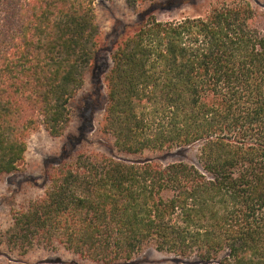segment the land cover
<instances>
[{
    "label": "trees",
    "instance_id": "1",
    "mask_svg": "<svg viewBox=\"0 0 264 264\" xmlns=\"http://www.w3.org/2000/svg\"><path fill=\"white\" fill-rule=\"evenodd\" d=\"M99 0H0V182L30 132L67 134L93 75ZM164 0H126L133 10ZM170 1V0H166ZM144 21L113 44L94 130L0 227V264H128L154 247L197 264H264V31L249 2ZM196 149L195 161L164 162ZM38 260L32 262L31 255Z\"/></svg>",
    "mask_w": 264,
    "mask_h": 264
},
{
    "label": "rangeland",
    "instance_id": "2",
    "mask_svg": "<svg viewBox=\"0 0 264 264\" xmlns=\"http://www.w3.org/2000/svg\"><path fill=\"white\" fill-rule=\"evenodd\" d=\"M213 1L164 0L140 10L131 9L126 0L95 2L101 40L93 75L83 91L70 103L71 123L65 136L51 137L43 127L33 130L28 135V150L20 169L0 182V227L10 222L14 209L21 207L29 197L45 190L47 169L73 153L81 144L97 152L114 154L106 142L95 138L94 130L97 121L102 117L106 103L104 75L112 64L110 50L115 41L141 24L145 13L153 14L162 21L184 17H205ZM227 2L231 4L249 2L256 10L252 25L264 31V0H227ZM195 154L196 149L193 147L177 154L172 153L163 161L184 159L193 162ZM37 256V254L30 256L32 262L38 260ZM4 259H6L5 255L0 253V260ZM40 260L51 264H81L76 257L64 252L43 255ZM128 264H197V262L174 257L150 247Z\"/></svg>",
    "mask_w": 264,
    "mask_h": 264
}]
</instances>
